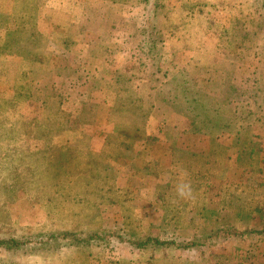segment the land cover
I'll use <instances>...</instances> for the list:
<instances>
[{"label":"rangeland","instance_id":"374dc122","mask_svg":"<svg viewBox=\"0 0 264 264\" xmlns=\"http://www.w3.org/2000/svg\"><path fill=\"white\" fill-rule=\"evenodd\" d=\"M0 264H264V0H0Z\"/></svg>","mask_w":264,"mask_h":264},{"label":"clouds","instance_id":"9594fccd","mask_svg":"<svg viewBox=\"0 0 264 264\" xmlns=\"http://www.w3.org/2000/svg\"><path fill=\"white\" fill-rule=\"evenodd\" d=\"M178 194L181 197H185L187 195H190V186L188 184H181L177 188Z\"/></svg>","mask_w":264,"mask_h":264},{"label":"trees","instance_id":"16d2710c","mask_svg":"<svg viewBox=\"0 0 264 264\" xmlns=\"http://www.w3.org/2000/svg\"><path fill=\"white\" fill-rule=\"evenodd\" d=\"M79 239L82 241V239H81V238H79ZM11 242H14V240H11ZM8 247H10V245H9Z\"/></svg>","mask_w":264,"mask_h":264}]
</instances>
